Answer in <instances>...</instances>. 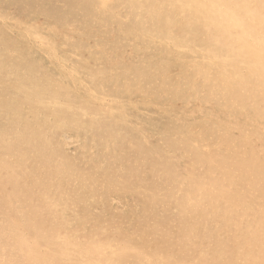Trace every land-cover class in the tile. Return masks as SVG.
<instances>
[{"label": "rangeland", "instance_id": "1", "mask_svg": "<svg viewBox=\"0 0 264 264\" xmlns=\"http://www.w3.org/2000/svg\"><path fill=\"white\" fill-rule=\"evenodd\" d=\"M108 1L111 2V4L107 3ZM134 3V0H0V18H4L6 20L5 24H0V259H2L0 260V264H145L146 262V264H180L178 260L179 257L177 258V254L181 253L184 250L183 247L186 246L185 242L187 244H192L194 255H189L186 257V259L183 256L182 260H184L185 262H191V264H197V260L202 262V264H206V262L207 264H215V262L216 264H245L242 260H245L248 252L255 254V260H252L254 262L252 264H264V247H259V244L261 245V243L264 245V220H262V217L264 216V207H261V204H263L262 200L258 199L259 203L253 205L247 204L245 202H238L237 200L235 201L232 196H230L231 194L227 196V192L230 191L229 187V190L225 192H221V188H227V186L229 185L231 188L232 185L229 184L230 182H225L219 170L208 166L203 161V158H205V155H208V153L211 154L215 152L220 153V155H222L223 157L224 155L228 156V146H225V143H221L220 147H214L215 150L214 148H212L219 138V131L225 128L234 131H232L234 134L232 135L234 148H232L233 150L229 154V157L233 156L234 153L244 152L245 155L253 157V159H259V153H261L260 150H262V147L264 146H262L258 133L249 128L250 120L253 115H251V111L249 112L244 109L241 110V108L235 103H228V105L219 104L216 99L217 96H215L216 94H214V90L212 89L213 85L217 83L216 81H219V78L213 73L214 69L210 68L211 64L209 63H211V59L205 55L206 53L202 52V48L194 45V42L190 41V38H183L184 44L182 43L181 48L175 51V49L177 48L174 47V43L177 42L178 39L176 37H173L172 35L170 36L171 32L167 28H153L155 26L148 21V12L144 13L142 11V9H144V6L146 5L145 2L139 3L140 6ZM85 10L86 12H84ZM100 10L102 14L100 13ZM146 14L148 17L146 16ZM92 15H95L96 17ZM120 20L122 22H120ZM87 22L90 23L88 24ZM90 24L93 25V27ZM149 24L150 27H148ZM140 25L142 27L144 26V28L140 27ZM145 27H147L148 29ZM112 29L113 32H111ZM84 33H86L87 35H85ZM29 35L35 39V44H32V42L28 41L26 36ZM120 37L122 39H120ZM172 38L176 39L174 40ZM110 43L111 45H109ZM84 44L87 45L85 46ZM76 45L78 47H76ZM147 45H149L150 47ZM45 46L47 48L50 47L49 49L53 52V57H55V60H57L56 62L53 61V59L49 58L46 53H44V49L46 48ZM103 46H105V48H103ZM163 46L165 48H162ZM131 48L133 51L130 50ZM107 49L110 51H108ZM141 50H143V52ZM166 50L167 53H165ZM169 51H171L170 54H168ZM191 51L195 54L190 53ZM54 53H56L57 55ZM128 53L130 55H128ZM160 53L162 55H160ZM178 56L183 57L179 59ZM154 57L155 59H153ZM148 58L151 60H149ZM147 63L150 65H147ZM186 64L191 66H189L191 70L193 69V74L191 76L193 78V85L189 88L185 84V79H187L185 78V74L180 73L181 68L185 67ZM90 65L93 66L94 69ZM133 67L137 69L134 70ZM108 68L110 70H108ZM95 72L98 74V77ZM176 74L177 76L173 77ZM71 75H73L77 79L76 84L71 82ZM86 76L88 77V79ZM212 78H215V80H211ZM103 79H106V81H104ZM113 79L116 80L114 81ZM117 79H119L120 83ZM173 84H175V86ZM207 85L208 87L205 88V86ZM170 86H172L171 88L173 89H171ZM107 89H109L110 91ZM118 89L120 90L118 91ZM88 90H90V92ZM97 90L101 91V93ZM82 92L84 96L83 94H81ZM112 94L114 96H112ZM120 97L122 98L120 99ZM181 98L184 101H182ZM104 99L105 101H103ZM188 103H190L191 105ZM188 105L190 106L188 107ZM111 113L114 114V116ZM62 118H64L65 120H62ZM185 118H187V121L185 120ZM194 122L195 125H193ZM26 124L28 126H26ZM111 124L113 126H111ZM226 125L229 126L227 127ZM214 127H216V130H214ZM18 129L20 131H18ZM69 129L70 131H72L71 133ZM128 129L129 131H131L129 132ZM88 130H92V132ZM159 131H162V133H159ZM188 132L191 133L189 134ZM15 133L17 134V136L15 135ZM133 133H135V135ZM193 133H196L198 136L196 134L195 136H193ZM100 134L102 135L100 136ZM183 134L185 136H183ZM239 136L241 138H238ZM17 137L19 139H16ZM48 137L51 138V140ZM175 138L178 141L175 140ZM163 139H165L166 141ZM201 139H203V141ZM49 140L52 142H50ZM126 140L129 142H127ZM31 141L32 143H30ZM119 141L121 142V144ZM191 142L194 145L190 146ZM36 143L38 144V146ZM168 144H170V146ZM20 146H22V149L20 148ZM13 147L15 148L13 149ZM115 147L117 148V150L119 149L118 152ZM32 148L33 150H31ZM140 148L143 152L145 151L146 153H142L139 150ZM148 149L150 151L149 153H147ZM194 149L197 152L194 151ZM224 150H227V153H225ZM200 151L202 152V154H200ZM43 152L46 154V157ZM62 152L64 156L61 154ZM132 152L135 153L136 156H134ZM141 153L144 155H142ZM58 154L61 155L59 156ZM192 154L194 155L192 156ZM138 155L139 161L137 159ZM27 156L30 159H28ZM131 156L134 157L132 158ZM163 156L165 157L163 158ZM59 158H61L62 160L60 159L59 161ZM157 158L161 163L158 160H155ZM194 160L196 161V163ZM61 161L63 162V164H61ZM145 161L148 162L146 163ZM168 161H170V163ZM18 162L19 164H17ZM29 162L31 163L29 164ZM40 162L42 163V165H40ZM152 162L153 165H151ZM50 163L52 164V166H54L52 167ZM263 163L264 161H262L259 164L260 166L258 165L257 168L255 166L256 169L254 170L256 171V178L252 181L251 184H245L244 180L246 176L241 174L237 179L234 180V186H241L243 188L242 192L247 191L250 195L257 194L259 195V198L262 196L264 197ZM2 164L4 165L2 166ZM166 165L169 168H167ZM251 165L254 166L253 164ZM30 166L32 167L30 168ZM252 166L250 167V169L253 168ZM3 167L4 169H2ZM170 167L174 168L171 169ZM5 168L8 169L6 170ZM208 168L211 169L209 170ZM19 169L21 172L19 171ZM58 169L59 171L57 172ZM123 169L125 171H123ZM163 169L165 170V172ZM204 169L206 170V173ZM96 171L100 172L101 174ZM30 173L32 174V176ZM50 173L52 176H49ZM9 175L13 177H9ZM54 175L57 177H55ZM62 175L65 176L63 177ZM122 175H125V178L124 176L122 177ZM6 176L9 177V180L7 179L6 181H4V178ZM19 176L21 177V179ZM24 176L27 177L25 178ZM30 176L32 178L34 177L33 180ZM95 176L97 177L95 178ZM82 177H84V179ZM90 177L91 179H89ZM189 178H192L193 180H190ZM39 179L41 180L39 181ZM82 180L83 182L81 183ZM139 180L142 182H145V180H147V182H145V184L140 182ZM63 181L69 182H64L66 185L65 186ZM240 183H242L243 186L240 185ZM169 184L171 185V187ZM196 184H200L199 187ZM47 185L49 186L47 187ZM183 186H187V189ZM87 190H90V192H88ZM96 190H98L99 192ZM68 191L70 193H68ZM180 192L182 193L180 194ZM208 194L210 195V197ZM172 196L175 199H179L175 200L171 198ZM182 197H184V199ZM195 200L198 202H196ZM1 205L5 208H3ZM142 207H145L146 209L144 208L143 210L141 209ZM170 207L171 211L169 210ZM188 208H190L189 211ZM200 209H202V211ZM179 210L181 212H179ZM104 212L106 213L104 214ZM165 212L168 213L167 216ZM133 214H136L137 216ZM2 215H4L6 219L3 218ZM97 216L98 218H94ZM175 218H177L178 220ZM226 222L228 223V225ZM191 224L195 226H192ZM82 225L85 229L82 227ZM121 228H123V230ZM212 229L213 233L211 232ZM197 230L199 232H197ZM9 232L13 235H9ZM126 234L129 235V237H127ZM15 235L17 236V238ZM49 235H53L55 239L52 236L50 237ZM209 240H211V244L207 246L206 242L209 243ZM27 241H29L30 243ZM158 241L160 242L158 243ZM45 243L47 246L45 245ZM220 244H225L226 247L225 249L221 247L223 252H221L220 256H216L214 255L215 252L211 250L212 248L216 249ZM150 246L152 247L150 248ZM254 246L255 248H252ZM195 247L196 249H194ZM157 248L159 249V251H157ZM145 252H147V254ZM200 252H205V257H200ZM209 252L212 254H210ZM40 253L42 254V256ZM134 253H136V255ZM208 253L211 257L216 258L214 260L215 262L206 258V255ZM119 255H121L123 258L121 259V256ZM43 256L47 258L49 257L50 259H45ZM162 256H165L166 260L165 257L161 259ZM43 259L45 260V262ZM25 260L27 261L25 262ZM115 260H118V262ZM119 261L122 263H120ZM226 261L227 263H225Z\"/></svg>", "mask_w": 264, "mask_h": 264}, {"label": "bare ground", "instance_id": "2", "mask_svg": "<svg viewBox=\"0 0 264 264\" xmlns=\"http://www.w3.org/2000/svg\"><path fill=\"white\" fill-rule=\"evenodd\" d=\"M37 1V0H36ZM85 1V0H84ZM134 4H136V5H138V6H140L139 5V3H142V2H145L146 3V5L144 6V9H142V11L144 12V13H147L148 15H149V17L147 16V14H146V16L148 17V21L152 24V25H154L155 27H153V28H157L158 27V29H160V28H167V29H169L170 30V32H171V34H170V36L172 35L173 37H176L177 39H178V41L177 42H175L174 43V47L175 48H177V49H175V51L176 50H178V49H180L181 48V45H182V43L184 42V39L183 38H190V41H192V42H194V45H196V46H198V47H201L202 48V52H204V53H206L205 55L208 57V58H210L211 59V63H209V64H211L210 65V68L211 69H214V71H213V73L219 78V81H216L217 83L215 84V85H213V87H212V89L214 90V94H216L215 96H217L216 97V99H217V102L219 103V104H223V105H228V103H235L236 105H238L240 108H241V110L242 109H244V110H247V111H251V115H253V117H251V120H250V124H249V128L250 129H252L253 131H255V132H257L258 133V136L260 137V141H261V143H262V146H264V0H134ZM107 3H110L111 4V2H107ZM115 3V2H114ZM93 4V3H92ZM96 4V3H95ZM113 5V4H112ZM116 5V4H115ZM128 5V4H127ZM97 6V5H96ZM100 6V5H99ZM67 7H68V5H67ZM92 7H94V6H92ZM102 7V6H101ZM137 7V6H136ZM72 8V7H71ZM135 8V7H134ZM107 9H108V7H107ZM93 10V9H92ZM99 10V9H98ZM104 10V9H103ZM105 11V10H104ZM109 11V10H108ZM135 11V10H134ZM84 12H86V10L84 11ZM107 12V11H106ZM80 13V12H79ZM92 13V12H91ZM100 13H101V10H100ZM143 13V14H144ZM81 14V13H80ZM102 14V13H101ZM83 15H84V13H83ZM90 15V14H89ZM95 15H96V13H95ZM95 15H92V16H95ZM110 15V14H109ZM112 16H113V14H112ZM145 16V17H146ZM89 17V16H88ZM91 17V16H90ZM96 17V16H95ZM105 17V16H104ZM146 17V18H147ZM82 18H83V16H82ZM81 18V19H82ZM87 18V17H86ZM108 18V17H107ZM106 18V19H107ZM112 18V17H111ZM114 18V17H113ZM97 19V18H96ZM103 19V18H102ZM89 20V19H88ZM114 20V19H113ZM119 20V19H118ZM85 21V20H84ZM99 21V20H98ZM103 21V20H102ZM5 22H6V20L4 19V18H0V24H5ZM109 22V21H108ZM120 22H122L121 20H120ZM119 22V23H120ZM148 22V23H149ZM88 23V22H87ZM86 23V24H87ZM90 23V22H89ZM88 23V24H89ZM118 23V24H119ZM124 23V22H123ZM68 24V23H67ZM66 24V25H67ZM70 24V23H69ZM80 24H81V22H80ZM85 24V25H86ZM87 24V25H88ZM99 24V23H98ZM112 24V23H111ZM125 24V23H124ZM86 25V26H87ZM91 25V24H90ZM109 25V24H108ZM147 25V24H146ZM29 26V25H28ZM85 26V27H86ZM92 27H93V25H91ZM90 26V27H91ZM95 26V25H94ZM106 26V25H105ZM96 27V26H95ZM94 27V28H95ZM107 27V26H106ZM111 27V26H110ZM118 27V26H117ZM140 27H142L141 25H140ZM148 27H150V24H149V26ZM87 28V27H86ZM97 28H98V26H97ZM112 28V27H111ZM142 28H144V26L142 27ZM145 28H147V27H145ZM151 28H152V26H151ZM25 29V28H24ZM84 29V28H83ZM92 29V28H91ZM106 29V28H105ZM117 29H119V28H117ZM148 29V28H147ZM13 30H15V29H13ZM107 30H108V28H107ZM144 30V29H143ZM86 31V30H85ZM102 32V31H101ZM111 32H113V29H112V31ZM115 32V31H114ZM15 33V32H14ZM105 33V32H104ZM103 33V34H104ZM116 33V32H115ZM127 33V32H126ZM132 33V32H131ZM157 33V32H156ZM85 35H87L86 33H84ZM83 34V35H84ZM109 34V33H108ZM133 34V33H132ZM74 35V34H73ZM80 35V34H79ZM105 35H107V34H105ZM123 35H124V33H123ZM152 35V34H151ZM158 35H160V34H158ZM126 36H128V35H126ZM150 37V36H149ZM159 37V36H158ZM162 37V36H161ZM26 38L28 39V41H30V42H32V44H35L36 43V41H35V39L32 37V36H26ZM114 38H115V35H114ZM157 38V37H156ZM160 38V37H159ZM175 38V39H176ZM108 39V38H107ZM120 39H122L121 37H120ZM163 39V38H162ZM172 39H174V38H172ZM174 39V40H175ZM102 40V39H101ZM143 40V39H142ZM146 40H148V39H146ZM145 40V41H146ZM156 40V39H155ZM170 40V39H169ZM135 41V40H134ZM167 41V40H166ZM97 42H98V40H97ZM102 42V41H101ZM105 42V41H104ZM103 42V43H104ZM114 42V41H113ZM144 42V41H143ZM191 42V43H192ZM87 43V42H86ZM107 43V42H106ZM109 43V42H108ZM136 43V42H135ZM138 43V42H137ZM142 43V42H141ZM145 43V42H144ZM147 43V42H146ZM102 44V43H101ZM121 44H123V43H121ZM125 44V43H124ZM151 44V43H150ZM184 44V43H183ZM85 45V44H84ZM87 45V44H86ZM85 45V46H86ZM109 45H111V43L109 44ZM144 45V44H143ZM169 45V44H168ZM185 45H186V43H185ZM49 46V45H48ZM82 46V45H81ZM106 46V45H105ZM105 46H103V48H105ZM136 46H137V44H136ZM147 46H149V45H147ZM162 46V45H161ZM188 46V45H187ZM46 47V46H45ZM44 47V48H45ZM76 47H78L77 45H76ZM118 47H119V45H118ZM122 47V46H121ZM140 47V46H139ZM150 47V46H149ZM148 47V48H149ZM170 47V46H169ZM47 48V47H46ZM44 49V53H46V55L49 57V58H51V59H53V61H57V60H55V57H53V52L49 49V48H47V49ZM113 48V47H112ZM128 48V47H127ZM135 48V47H134ZM152 48V47H151ZM157 48V47H156ZM162 48H165L164 46L162 47ZM136 49V48H135ZM138 49V48H137ZM153 49V48H152ZM158 49V48H157ZM166 49H168V48H166ZM108 50V49H107ZM113 50V49H112ZM120 50V49H119ZM131 51H133L132 50V48L130 49ZM156 50V49H155ZM159 50V49H158ZM157 50V51H158ZM108 51H110V50H108ZM114 51V50H113ZM142 52H143V50H141ZM183 51V50H182ZM186 51V50H185ZM190 51V50H189ZM116 52H117V50H116ZM145 52V51H144ZM156 52V51H155ZM159 52V51H158ZM170 52L171 51H169L168 52V54H170ZM200 52V51H199ZM201 52V53H202ZM57 53V52H56ZM56 53H54V54H56ZM105 53H108V52H105ZM114 53V52H113ZM165 53H167V50H166V52ZM189 53V52H188ZM190 53H192V51L190 52ZM74 54V53H73ZM125 54V53H124ZM133 54V53H132ZM132 54H131V57H132ZM192 54H195V53H192ZM57 55V54H56ZM99 55H101V54H99ZM112 55V54H111ZM110 55V56H111ZM118 55V54H117ZM128 55H130L129 53H128ZM159 55V54H158ZM160 55H162L161 53H160ZM102 56H103V54H102ZM109 56V57H110ZM136 56V55H135ZM165 56V55H164ZM202 56V55H201ZM58 57V56H57ZM112 57V56H111ZM126 57V56H125ZM169 57V56H168ZM179 57V56H178ZM181 57H183V56H181ZM181 57H179V59L181 58ZM63 58V57H62ZM93 58V57H92ZM98 58V57H97ZM96 58V59H97ZM101 58V57H100ZM99 58V59H100ZM143 58V57H142ZM151 58V57H150ZM177 58V57H176ZM99 59H98V62H99ZM108 59V58H107ZM117 59V58H116ZM128 59V58H127ZM149 59V58H148ZM153 59H155V57L153 58ZM95 60V59H94ZM111 60V59H110ZM120 60V59H119ZM149 60H151V59H149ZM176 60V59H175ZM209 60V59H208ZM88 61H89V59H88ZM54 62V63H55ZM109 62V61H108ZM111 62V61H110ZM125 62V61H124ZM166 62V61H165ZM115 63V62H114ZM138 63V62H137ZM171 63V62H170ZM173 63V62H172ZM179 63V62H178ZM194 63V62H193ZM204 63V62H203ZM208 63V62H207ZM103 64V63H102ZM101 64V65H102ZM122 64H124V63H122ZM163 64V63H162ZM166 64V63H165ZM175 64V63H174ZM183 64V63H182ZM65 65V64H64ZM136 65H138V64H136ZM140 65V64H139ZM144 65V64H143ZM147 65H150V64H148L147 63ZM171 65V64H170ZM180 65V64H179ZM207 65V64H206ZM85 66V65H84ZM91 66V65H90ZM123 66V65H122ZM159 66V65H158ZM169 66V65H168ZM173 66H175V65H173ZM178 66V65H177ZM183 66V65H182ZM190 65H185V67H182L181 68V71H180V73H183V74H185V78H187V79H185L186 81H185V84H186V86L189 88V87H192V70H191V66L189 67ZM205 66V65H204ZM86 67V66H85ZM92 68H93V66H91ZM102 67H105V66H102ZM149 67V66H148ZM172 67V66H171ZM189 67V68H188ZM134 68V67H133ZM147 68V67H146ZM151 68V67H150ZM175 68V67H174ZM173 68V69H174ZM206 68H207V66H206ZM91 69V68H90ZM94 69V68H93ZM97 69H98V67H97ZM107 69V68H106ZM113 69V68H112ZM130 69V68H129ZM132 69V68H131ZM137 68H134V70H136ZM152 69V68H151ZM171 69V68H170ZM209 69V68H208ZM95 70H96V68H95ZM108 70H110L109 68H108ZM133 70V71H134ZM141 70V69H140ZM142 70H143V68H142ZM172 70V69H171ZM98 71V70H97ZM96 71V72H97ZM102 71V70H101ZM157 71V70H156ZM95 72V73H96ZM121 72V71H120ZM169 72V71H168ZM198 72V71H197ZM206 72V71H205ZM106 73V72H105ZM104 73V74H105ZM131 73V72H130ZM141 73V72H140ZM208 73V72H207ZM206 73V74H207ZM97 74V73H96ZM115 74V73H114ZM135 74V73H134ZM202 74V73H201ZM200 74V75H201ZM85 75V74H84ZM87 75V74H86ZM101 75V74H100ZM152 75V74H151ZM163 75V74H162ZM179 75H181V74H179ZM204 75H205V73H204ZM209 75V74H208ZM207 75V76H208ZM214 75V76H215ZM89 76V75H88ZM94 76V75H93ZM92 76V77H93ZM110 76V75H109ZM115 76V75H114ZM153 76V75H152ZM155 76V75H154ZM171 76V75H170ZM177 76V74L176 75H174L173 77H176ZM196 76V75H195ZM210 76H211V74H210ZM87 77V76H86ZM97 77H98V74H97ZM108 77V76H107ZM131 77V76H130ZM156 77V76H155ZM172 77V76H171ZM179 77V76H178ZM183 77V76H182ZM71 82H73L74 84H76V82H77V79L73 76V75H71ZM103 78V77H102ZM170 78V77H169ZM200 78V77H199ZM202 78V77H201ZM208 78V77H207ZM80 79H82V78H80ZM87 79H88V77H87ZM156 79V78H155ZM163 79V78H162ZM167 79V78H166ZM215 80V78H212L211 80ZM217 79V78H216ZM79 80V79H78ZM104 80V79H103ZM114 80V79H113ZM116 80V79H115ZM114 80V81H115ZM118 80V82H119V79H117ZM183 80V79H182ZM102 81V80H101ZM104 81H106V79L104 80ZM109 81H112V80H109ZM108 81V82H109ZM149 81H150V79H149ZM184 81V80H183ZM93 82V81H92ZM179 82V81H178ZM203 82V81H202ZM89 83V82H88ZM101 83V82H100ZM111 83V82H110ZM120 83V82H119ZM142 83V82H141ZM200 83V82H199ZM98 84V83H97ZM115 84H117V83H115ZM125 84V83H124ZM176 84V83H175ZM175 84H173L174 86H175ZM184 84V83H183ZM205 84V83H204ZM211 84V83H210ZM110 85V84H109ZM108 85V86H109ZM178 85V84H177ZM182 85V84H181ZM202 85V84H201ZM212 85V84H211ZM88 86V85H87ZM92 86V85H91ZM162 86V85H161ZM97 87H98V85H97ZM106 87V86H105ZM172 86H170V88H171ZM200 87V86H199ZM206 87H208V85L207 86H205V88ZM76 88V87H75ZM100 88V87H99ZM117 88V87H116ZM164 88V87H163ZM198 88V87H197ZM86 89V88H85ZM96 89V88H95ZM94 89V90H95ZM111 89H112V87H111ZM128 89V88H127ZM171 89H173V88H171ZM181 89V88H180ZM105 90V89H104ZM107 90H109V89H107ZM120 89H118V91H119ZM203 90V89H202ZM82 91V90H81ZM89 92H90V90H88ZM98 91V90H97ZM106 91V90H105ZM110 91V90H109ZM116 91V90H115ZM115 91H114V93H115ZM162 91V90H161ZM77 92H79V91H77ZM95 92V91H94ZM98 92H100L101 93V91H98ZM97 92V93H98ZM108 92V91H107ZM134 92V91H133ZM183 92V91H182ZM201 92H203V91H201ZM103 93V92H102ZM179 93V92H178ZM54 94V93H53ZM80 94V93H79ZM81 94H83V92L81 93ZM108 94V93H107ZM125 94V93H124ZM128 94V93H127ZM136 94V93H135ZM177 94V93H176ZM201 94V93H200ZM212 94V93H211ZM104 95V94H103ZM116 95H118V94H116ZM186 95V94H185ZM194 95V94H193ZM83 96H84V94H83ZM96 96V95H95ZM112 96H114L113 94H112ZM119 96H120V94H119ZM151 96V95H150ZM202 96V95H201ZM71 97V96H70ZM101 97V96H100ZM162 97H163V94H162ZM166 97V96H165ZM86 98V97H85ZM119 98V97H118ZM122 97H120V99H121ZM183 98H185V97H183ZM195 98V97H194ZM201 98V97H200ZM98 100V99H97ZM102 100V99H101ZM144 100H145V98H144ZM173 100H174V98H173ZM180 100V99H179ZM181 100H182V98H181ZM103 101H105V99L103 100ZM102 101V102H103ZM110 101V100H109ZM118 101V100H117ZM123 101H124V99H123ZM127 101H128V99H127ZM182 101H184V100H182ZM189 101V100H188ZM195 101V100H194ZM193 101V102H194ZM200 101V100H199ZM148 102V101H147ZM191 102V101H190ZM202 102V101H201ZM208 102V101H207ZM100 103V102H99ZM111 103H112V101H111ZM115 103V102H114ZM203 103V102H202ZM205 103V102H204ZM103 104V103H102ZM151 104V103H150ZM157 104V103H156ZM165 104H167V103H165ZM172 104H174V103H172ZM178 104V103H177ZM185 104V103H184ZM188 104H190V103H188ZM209 104V103H208ZM70 105V104H69ZM163 105H164V103H163ZM169 105V104H168ZM191 105V104H190ZM190 105H188V107L190 106ZM199 105V104H198ZM206 105V104H205ZM185 106H187V105H185ZM196 106V105H195ZM195 106H194V108H195ZM212 106V105H211ZM128 107V106H127ZM224 107V106H223ZM119 108V107H118ZM130 108V107H129ZM251 108H252V110H251ZM24 109V108H23ZM163 109V108H162ZM189 109H191V108H189ZM200 109V108H199ZM213 109V108H212ZM226 109V108H225ZM127 110V109H126ZM168 110H170V109H168ZM193 110V109H192ZM211 110V109H210ZM223 110V109H222ZM228 110V109H227ZM173 111V110H172ZM226 111V110H225ZM236 111V110H235ZM234 111V112H235ZM247 111H245V112H247ZM191 112V111H190ZM197 112V111H196ZM206 112V111H205ZM232 112V111H231ZM173 113V112H172ZM188 113V112H187ZM193 113V112H192ZM198 113V112H197ZM239 113V112H238ZM243 113V112H242ZM242 113H241V115H242ZM31 114V113H30ZM112 114V113H111ZM205 114V113H204ZM207 114H208V112H207ZM108 115V114H107ZM113 116H114V114H112ZM234 115V114H233ZM239 115V114H238ZM247 115H248V113H247ZM171 116V115H170ZM38 117V116H37ZM65 117V116H64ZM174 117H176V116H174ZM242 117V116H241ZM67 118V117H66ZM76 118V117H75ZM183 118V117H182ZM187 118H185V120H186ZM62 120H65L64 118H62ZM67 120V119H66ZM110 120V119H109ZM115 120V119H114ZM101 121H102V119H101ZM125 121V120H124ZM187 121V120H186ZM196 121V120H195ZM216 121V120H215ZM236 121V120H235ZM246 121V120H245ZM40 122V121H39ZM65 122V121H64ZM77 122V121H76ZM83 122V121H82ZM113 122V121H112ZM111 122V123H112ZM128 122V121H127ZM169 122H171V121H169ZM168 122V123H169ZM173 122V121H172ZM180 122H181V120H180ZM202 122V121H201ZM210 122V121H209ZM221 122V121H220ZM223 122H224V120H223ZM66 123V122H65ZM94 123V122H93ZM100 123H102V122H100ZM130 123V122H129ZM207 123V122H206ZM244 123V122H243ZM164 124V123H163ZM174 124V123H173ZM199 124V123H198ZM227 124V123H226ZM119 125V124H118ZM117 125V126H118ZM121 125V124H120ZM158 125V124H157ZM168 125V124H167ZM166 125V126H167ZM175 125V124H174ZM187 125V124H186ZM193 125H195V122H194V124ZM200 125H202V124H200ZM246 125V124H245ZM24 126V125H23ZM26 126H28L27 124H26ZM61 126V125H60ZM100 126H102V125H100ZM111 126H113L112 124H111ZM115 126V125H114ZM160 126V125H159ZM220 126V125H219ZM227 126V125H226ZM229 126V125H228ZM227 126V127H228ZM236 126V125H235ZM22 127V126H21ZM53 127V126H52ZM71 127H73V126H71ZM121 127V126H120ZM162 127V126H161ZM169 127V126H168ZM173 127V126H172ZM171 127V128H172ZM175 127V126H174ZM185 127V126H184ZM197 127V126H196ZM3 128V127H2ZM41 128V127H40ZM54 128H56V127H54ZM78 128V127H77ZM84 128V127H83ZM86 128V127H85ZM91 128H93V127H91ZM95 128V127H94ZM101 128V127H100ZM181 128V127H180ZM193 128V127H192ZM232 128V127H231ZM50 129V128H49ZM62 129V128H61ZM68 129V128H67ZM79 129V128H78ZM96 129V128H95ZM113 129V128H112ZM116 129V128H115ZM125 129V128H124ZM127 129V128H126ZM164 129V128H163ZM174 129V128H173ZM176 129V128H175ZM182 129V128H181ZM188 129V128H187ZM210 129V128H209ZM238 129V128H237ZM244 129V128H243ZM242 129V130H243ZM27 130V129H26ZM44 130H46V129H44ZM63 130V129H62ZM121 130H123V129H121ZM137 130H139V129H137ZM165 130H168V129H165ZM204 130V129H203ZM214 130H216V127H214ZM2 131V130H1ZM10 131H11V129H10ZM18 131H20L19 129H18ZM49 131V130H48ZM69 131H70V129H69ZM88 131H90V130H88ZM109 131V130H108ZM116 131V130H115ZM118 131V130H117ZM128 131H129V129H128ZM128 131H127V133H128ZM131 131V130H130ZM129 131V132H130ZM142 131H144V130H142ZM181 131V130H180ZM205 131H206V129H205ZM233 131V130H232ZM231 130H229V129H227V128H225V129H223V130H220L219 131V134H218V140L215 142V144H214V146L212 147V148H214V147H217V146H221V143H225L224 145L225 146H228L227 147V149H228V156H225L224 155V157L222 156V155H220V153H208V155H205V158H203L204 160V162L208 165V166H210V167H213L214 169H216V170H219V172L221 173V175L223 176V179L225 180V182H227V183H229V184H231L232 185V187L230 188V185L229 186H227V188H221V192H225V191H228L229 189H230V191L229 192H227V196H229L230 194V196H232V198L236 201H238V202H245V203H247V204H253V205H255V204H257V203H259V201H258V199H261L262 200V203L263 204H261V207L263 208L264 207V197L262 196V197H260L259 198V195H257V194H253V195H250V194H248V192L247 191H244V192H242V190H243V188L241 187V186H234V180L235 179H237L238 178V176H240L241 174H243V175H245L246 177H245V184H251L252 183V181L256 178L255 177V174H256V171L254 170V169H256L257 168V166L262 162V161H264V147H262V150H260V152L261 153H259V155H260V157H259V159H257V158H255V159H253V157H250V156H248V155H245L244 154V152H241V153H234L233 154V156H230L229 157V154L232 152V148H234V142H232V135H234L233 134V132H232ZM246 131V130H245ZM25 132V131H24ZM28 132H29V130H28ZM36 132V131H35ZM44 132V131H43ZM58 132V131H57ZM72 131H70V133H71ZM90 132H92V130L90 131ZM101 132H103V131H101ZM110 132V131H109ZM109 132H106V133H109ZM183 132V131H182ZM202 132V131H201ZM7 133V132H6ZM9 133V132H8ZM38 133V132H37ZM36 133V134H37ZM48 133V132H47ZM62 133V132H61ZM80 133V132H79ZM96 133V132H95ZM126 133V134H127ZM138 133V132H137ZM159 133H162V131H159ZM164 133H166V132H164ZM176 133V132H175ZM189 133V132H188ZM191 133V132H190ZM189 133V134H190ZM211 133H213V132H211ZM14 134V133H13ZM40 134V133H39ZM91 134V133H90ZM98 134V133H97ZM104 134V133H103ZM125 134V133H124ZM134 135H135V133H133ZM140 134V133H139ZM194 134V133H193ZM196 134V133H195ZM195 134L193 135V136H195ZM251 134V133H250ZM249 134V135H250ZM12 135V134H11ZM15 135L17 136V134L15 133ZM23 135H25V134H23ZM38 135V134H37ZM36 135V136H37ZM63 135H64V133H63ZM67 135V134H66ZM78 135V134H77ZM88 135V134H87ZM102 134H100V136H101ZM105 135V134H104ZM123 135V134H122ZM197 135V134H196ZM199 135H201V134H199ZM205 135V134H204ZM210 135V134H209ZM243 135V134H242ZM13 136V135H12ZM19 136V135H18ZM56 136V135H55ZM59 136V135H58ZM68 136V135H67ZM115 136H117V135H115ZM183 136H185L184 134H183ZM198 136V135H197ZM257 136V137H258ZM2 137V136H1ZM42 137H44V136H42ZM50 137H52V136H50ZM88 137V136H87ZM95 137V136H94ZM123 137H124V135H123ZM127 137V136H126ZM129 137V136H128ZM131 137V136H130ZM132 137H133V135H132ZM136 137H138V136H136ZM5 138H6V136H5ZM26 138V137H25ZM29 138V137H28ZM47 138V137H46ZM49 138V137H48ZM63 138V137H62ZM84 138V137H83ZM99 138V137H98ZM104 138V137H103ZM119 138V137H118ZM121 138V137H120ZM125 138V137H124ZM162 138V137H161ZM160 138V139H161ZM185 138H187V137H185ZM184 138V139H185ZM203 138V137H202ZM238 138H241L240 136L238 137ZM13 139V138H12ZM16 139H19L18 137L16 138ZM33 139H35V138H33ZM50 140H51V138H49ZM66 139V138H65ZM82 139V138H81ZM102 139V138H101ZM195 139V138H194ZM198 139V138H197ZM211 139H212V137H211ZM214 139V138H213ZM5 140V139H4ZM30 140V139H29ZM32 140V139H31ZM38 140V139H37ZM44 140V139H43ZM49 140V141H50ZM70 140V139H69ZM107 140V139H106ZM113 140V139H112ZM117 140V139H116ZM125 140V139H124ZM140 140V139H139ZM162 140V139H161ZM163 140H165V139H163ZM168 140V139H167ZM171 140V139H170ZM174 140V139H173ZM172 140V141H173ZM175 140H177L176 138H175ZM174 140V141H175ZM180 140V139H179ZM202 141H203V139H201ZM206 140V139H205ZM240 140V139H239ZM23 141V140H22ZM56 141V140H55ZM55 141H54V143H55ZM59 141V140H58ZM79 141V140H78ZM110 141H111V139H110ZM121 141V140H120ZM119 141V142H120ZM127 141V140H126ZM132 141H133V139H132ZM137 141V140H136ZM135 141V142H136ZM149 141V140H148ZM166 141V140H165ZM169 141V140H168ZM178 141V140H177ZM181 141V140H180ZM191 141V140H190ZM244 141V140H243ZM246 141H247V138H246ZM20 142V141H19ZM36 142V141H35ZM40 142V141H39ZM50 142H52V141H50ZM82 142V141H81ZM89 142V141H88ZM108 142V141H107ZM127 142H129V141H127ZM139 142V141H138ZM164 142V141H163ZM187 142V141H186ZM189 142V141H188ZM201 142V141H200ZM242 142V141H241ZM255 142H257V141H255ZM27 143H28V141H27ZM26 143V144H27ZM30 143H32V141L30 142ZM41 143V142H40ZM57 143V142H56ZM83 143V142H82ZM105 143V142H104ZM116 143H117V141H116ZM124 143V142H123ZM126 143V142H125ZM137 143V142H136ZM145 143V142H144ZM169 143V142H168ZM196 143V142H195ZM206 143V142H205ZM247 143V142H246ZM25 144V143H24ZM37 144V143H36ZM45 144H46V142H45ZM52 144V143H51ZM86 144V143H85ZM95 144V143H94ZM103 144V143H102ZM119 144V143H118ZM120 144H121V142H120ZM141 144V143H140ZM148 144V143H147ZM147 144H143V145H147ZM175 144V143H174ZM178 144V143H177ZM183 144H184V142H183ZM186 144V143H185ZM219 144V145H218ZM244 144V143H243ZM40 145V144H39ZM54 145V144H53ZM78 145V144H77ZM84 145V144H83ZM82 145V146H83ZM114 145V144H113ZM126 145V144H125ZM137 145V144H136ZM142 145V146H143ZM151 145V144H150ZM169 146H170V144H168ZM192 145H194L192 142L190 143V146H192ZM206 145V144H205ZM211 145V144H210ZM213 145V144H212ZM30 146V145H29ZM35 146V145H34ZM37 146H38V144H37ZM60 146V145H59ZM80 146V145H79ZM86 146H88V145H86ZM92 146H94V145H92ZM106 146V145H105ZM139 146V145H138ZM149 146V145H148ZM153 146V145H152ZM175 146V145H174ZM182 146V145H181ZM186 146V145H185ZM188 146V145H187ZM250 146V145H249ZM252 146V145H251ZM18 147V146H17ZM22 146H20V148H21ZM31 147V146H30ZM36 147V146H35ZM140 147V146H139ZM150 147V146H149ZM154 147V146H153ZM177 147V146H176ZM224 147V146H223ZM260 147H261V145H260ZM15 147H13V149H14ZM25 148V147H24ZM42 148V147H41ZM95 148H96V146H95ZM116 148V147H115ZM122 148V147H121ZM127 148V147H126ZM130 148H132V147H130ZM147 148V147H146ZM200 148V147H199ZM211 148V149H212ZM22 149V148H21ZM38 149V148H37ZM44 149V148H43ZM68 149V148H67ZM99 149V148H98ZM134 149V148H133ZM138 149V148H137ZM143 149V148H142ZM155 149V148H154ZM173 149V148H172ZM186 149V148H185ZM191 149V148H190ZM203 149V148H202ZM202 149H201V151H202ZM224 149V148H223ZM261 149V148H260ZM31 150H33V148L31 149ZM36 150V149H35ZM41 150V149H40ZM46 150H47V148H46ZM88 150V149H87ZM97 150V149H96ZM116 150H117V148H116ZM119 150V149H118ZM118 150H117V152H118ZM134 150H136V149H134ZM142 153H144L142 150H141V148L139 149ZM138 150V151H139ZM145 150V149H144ZM153 150V149H152ZM151 150V151H152ZM174 150V149H173ZM179 150V149H178ZM177 150V151H178ZM187 150V149H186ZM192 150V149H191ZM214 150H215V148H214ZM245 150H246V147H245ZM253 150H255V149H253ZM18 151H20V150H18ZM29 151V150H28ZM43 151V150H42ZM62 151V150H61ZM92 151V150H91ZM98 151V150H97ZM115 151V150H114ZM137 151V150H136ZM136 151H134V152H136ZM139 151V152H140ZM175 151V150H174ZM184 151V150H183ZM194 151H196L195 149H194ZM200 151V154H202V152ZM208 151V150H207ZM225 151V150H224ZM225 151V153H227ZM249 151H251V150H249ZM84 152V151H83ZM95 152V151H94ZM93 152V153H94ZM105 152H106V150H105ZM150 151H149V149L147 150V153H149ZM197 152V151H196ZM21 153V152H20ZM29 153V152H28ZM27 153V154H28ZM44 153V152H43ZM56 153V152H55ZM74 153V152H73ZM80 153H81V151H80ZM91 153V152H90ZM110 153V152H109ZM128 153V152H127ZM133 153V152H132ZM138 153V152H137ZM141 153V154H142ZM146 153V152H145ZM157 153V152H156ZM252 153V152H251ZM23 154V153H22ZM26 154V155H27ZM34 154V153H33ZM37 154V153H36ZM39 154V153H38ZM45 154V153H44ZM62 155H63V152L61 153ZM60 154V155H61ZM68 154V153H67ZM75 154V153H74ZM87 154V153H86ZM92 154V153H91ZM113 154V153H112ZM125 154V153H124ZM130 154H131V152H130ZM134 154V156H136V154L135 153H133ZM153 154V153H152ZM154 154H155V152H154ZM183 154V153H182ZM187 154V153H186ZM185 154V155H186ZM223 154V153H222ZM9 155V154H8ZM24 155V154H23ZM30 155V154H29ZM28 155V156H29ZM39 155H41V154H39ZM59 155V154H58ZM59 155V156H60ZM81 155V154H80ZM88 155V154H87ZM94 155V154H93ZM99 155V154H98ZM101 155V154H100ZM110 155V154H109ZM118 155H119V153H118ZM123 155V154H122ZM126 155V154H125ZM142 155H144V154H142ZM147 155V154H146ZM163 155V154H162ZM190 155V154H189ZM194 154H192V156H193ZM27 156V157H28ZM32 156V155H31ZM42 156V155H41ZM52 156V155H51ZM64 156V155H63ZM115 156V155H114ZM133 156V157H134ZM150 156V155H149ZM148 156V157H149ZM187 156V155H186ZM198 156V155H197ZM10 157V156H9ZM21 157V156H20ZM45 157H46V154H45ZM44 157V158H45ZM84 157V156H83ZM83 157H81V158H83ZM101 157V156H100ZM120 157V156H119ZM132 157V156H131ZM132 157V158H133ZM165 156H163V158H164ZM204 157V156H203ZM256 157V156H255ZM33 158V157H32ZM64 158V157H63ZM130 158V157H129ZM128 158V159H129ZM131 158V159H132ZM139 158V155H138V157H137V159ZM168 158V157H167ZM188 158V157H187ZM198 158V157H197ZM28 159H30L29 157H28ZM28 159H27V161H28ZM46 159V158H45ZM44 159V160H45ZM53 159H55V158H53ZM60 159L61 158H59V161H60ZM69 159V158H68ZM67 159V160H68ZM78 159V158H77ZM99 159V158H98ZM107 159H109V158H107ZM118 159H120V158H118ZM153 159V158H152ZM169 159V158H168ZM190 159V158H189ZM192 159V158H191ZM202 159V158H201ZM17 160V159H16ZM32 160V159H31ZM38 160H39V158H38ZM58 160V159H57ZM62 160V159H61ZM85 160V159H84ZM92 160H93V158H92ZM147 160V159H146ZM150 160V159H149ZM155 160H158V158L157 159H155ZM197 160V159H196ZM43 161V160H42ZM83 161V160H82ZM101 161V160H100ZM105 161V160H104ZM115 161V160H114ZM124 161V160H123ZM132 161V160H131ZM138 161H139V159H138ZM137 161V162H138ZM151 161V160H150ZM159 162H160V160H158ZM192 161V160H191ZM195 161V160H194ZM37 162V161H36ZM45 162V161H44ZM62 162V161H61ZM60 162V163H61ZM69 162V161H68ZM72 162V161H71ZM84 162V161H83ZM86 162V161H85ZM99 162V161H98ZM116 162H117V159H116ZM146 163L148 162V161H145ZM155 162V161H154ZM169 163H170V161H168ZM167 162V163H168ZM198 162H199V160H198ZM197 162V163H198ZM249 162H251V163H249ZM14 163V162H13ZM31 162H29V164H30ZM41 163V162H40ZM59 163V162H58ZM94 163V162H93ZM111 163V162H110ZM151 163V162H150ZM161 163V162H160ZM195 163H196V161H195ZM8 164V163H7ZM11 164V163H10ZM17 164H19V162L17 163ZM21 164V163H20ZM26 164V163H25ZM47 164V163H46ZM51 164V163H50ZM61 164H63V162L61 163ZM70 164V163H69ZM108 164V163H107ZM113 164H114V162H113ZM145 164V163H144ZM251 164H253L254 166H252ZM264 164V163H263ZM4 164H2V166H3ZM33 165H34V161H33ZM40 165H42V163L40 164ZM45 165V164H44ZM59 165V164H58ZM90 165V164H89ZM93 165V164H92ZM98 165H99V163H98ZM149 165V164H148ZM151 165H153V162H152V164ZM170 165V164H169ZM172 165V164H171ZM196 165V164H195ZM203 165V164H202ZM201 165V166H202ZM206 165V166H207ZM25 166V165H24ZM51 166H52V164H51ZM54 166V165H53ZM52 166V167H53ZM77 166V165H76ZM75 166V167H76ZM94 166H97V165H94ZM127 166V165H126ZM162 166H164V165H162ZM167 166V165H166ZM173 166V165H172ZM189 166V165H188ZM200 166V167H201ZM253 167L252 169H250V167ZM255 166H256V168H255ZM260 166V165H259ZM7 167V166H6ZM10 167H12V166H10ZM32 166H30V168H31ZM47 167H48V165H47ZM57 167V166H56ZM80 167V166H79ZM108 167V166H107ZM175 167V166H174ZM173 167V168H174ZM20 168V167H19ZM29 168V167H28ZM34 168V167H33ZM42 168V167H41ZM59 168V167H58ZM63 168V167H62ZM73 168V167H72ZM81 168V167H80ZM89 168V167H88ZM102 168H104V167H102ZM135 168V167H134ZM139 168V167H138ZM143 168V167H142ZM145 168V167H144ZM167 168H169L168 166H167ZM167 168H166V170H167ZM171 168V167H170ZM173 168H171V169H173ZM181 168V167H180ZM194 168V167H193ZM2 169H4V167L2 168ZM6 169V168H5ZM8 169V168H7ZM6 169V170H7ZM10 169V168H9ZM21 169V168H20ZM20 169H19V171H20ZM39 169V168H38ZM77 169V168H76ZM90 169H91V167H90ZM110 169V168H109ZM119 169V168H118ZM126 169V168H125ZM128 169V168H127ZM147 169V168H146ZM155 169V168H154ZM209 169V168H208ZM211 169V168H210ZM209 169V170H210ZM51 170V169H50ZM78 170H79V168H78ZM87 170V169H86ZM164 170V169H163ZM196 170V169H195ZM205 170V169H204ZM206 170H207V168H206ZM206 170H205V173H206ZM23 171H25V170H23ZM46 171V170H45ZM59 171V169L57 170V172ZM89 171V170H88ZM92 171V170H91ZM90 171V172H91ZM106 171V170H105ZM123 171H125L124 169H123ZM132 171V170H131ZM130 171V172H131ZM178 171V170H177ZM212 171V170H211ZM1 172V171H0ZM3 172V171H2ZM21 172V171H20ZM31 172V171H30ZM34 172H35V170H34ZM50 172V171H49ZM55 172V171H54ZM79 172V171H78ZM96 172H98V171H96ZM104 172V171H103ZM118 172V171H117ZM152 172V171H151ZM156 172V171H155ZM162 172V171H161ZM164 172H165V170H164ZM167 172V171H166ZM173 172H175V171H173ZM172 172V173H173ZM179 172V171H178ZM193 172V171H192ZM204 172V171H203ZM213 172V171H212ZM6 173V172H5ZM14 173V172H13ZM25 173V172H24ZM37 173V172H36ZM43 173V172H42ZM53 173V172H52ZM61 173H63V172H61ZM71 173V172H70ZM94 173V172H93ZM98 173H100V172H98ZM97 173V174H98ZM120 173V172H119ZM126 173V172H125ZM129 173V172H128ZM132 173V172H131ZM169 173V172H168ZM181 173V172H180ZM186 173H189V172H186ZM210 173V172H209ZM209 173H207V174H209ZM10 174V173H9ZM21 174V173H20ZM26 174V173H25ZM28 174V173H27ZM31 174V173H30ZM38 174V173H37ZM44 174H45V172H44ZM47 174V173H46ZM63 174H65V173H63ZM90 174V173H89ZM95 174V173H94ZM101 174V173H100ZM106 174V173H105ZM215 174V173H214ZM1 175V174H0ZM8 175V174H7ZM39 175V174H38ZM38 175H36V176H38ZM42 175V174H41ZM51 175V173L49 174V176ZM59 175V174H58ZM70 175H72V174H70ZM77 175H78V173H77ZM76 175V176H77ZM80 175H83V174H80ZM115 175V174H114ZM117 175H119V174H117ZM126 175V174H125ZM125 175H122V177L124 176V178H125ZM128 175V174H127ZM154 175V174H153ZM163 175V174H162ZM165 175H166V173H165ZM182 175V174H181ZM180 175V176H181ZM187 175V174H186ZM31 176H32V174H31ZM30 176V177H31ZM44 176H46V175H44ZM52 176V175H51ZM55 176V175H54ZM63 176V175H62ZM65 176V175H64ZM63 176V177H64ZM75 176V177H76ZM91 176V175H90ZM94 176V175H93ZM100 176V175H99ZM129 176V175H128ZM179 176V177H180ZM192 176V175H191ZM194 176V175H193ZM206 176V175H205ZM1 177V176H0ZM9 177H13V176H10L9 175ZM9 177L8 176H6L5 178L4 177H2V178H4V181H6L7 179L9 180ZM17 177V176H16ZM20 177V176H19ZM25 177V176H24ZM27 177V176H26ZM25 177V178H26ZM29 177V178H30ZM40 177V176H39ZM55 177H57V176H55ZM62 177V178H63ZM97 176H95V178H96ZM103 177V176H102ZM116 177V176H115ZM149 177V176H148ZM174 177H175V175H174ZM177 177V176H176ZM182 177V176H181ZM184 177H186V176H184ZM199 177V176H198ZM264 177V176H263ZM34 178V177H33ZM33 178L31 177V179L33 180ZM46 178V177H45ZM49 178V177H48ZM67 178V177H66ZM83 179H84V177H82ZM104 178V177H103ZM111 178V177H110ZM140 178V177H139ZM178 178V177H177ZM176 178V179H177ZM209 178V177H208ZM212 178V177H211ZM17 179V178H16ZM20 179H21V177H20ZM30 179V180H31ZM69 179V178H68ZM70 179H71V177H70ZM80 179H81V177H80ZM80 179H79V181H80ZM89 179H91V177L89 178ZM118 179V178H117ZM123 179V178H122ZM137 179V178H136ZM144 179V178H143ZM146 179V178H145ZM190 179V178H189ZM192 179V178H191ZM190 179V180H191ZM207 179V178H206ZM222 179V180H223ZM35 180V179H34ZM41 179H39V181H40ZM75 180V179H74ZM112 180H113V178H112ZM149 180V179H148ZM179 180V179H178ZM180 180H181V178H180ZM188 180V179H187ZM193 180V179H192ZM203 180V179H202ZM14 181V180H13ZM45 181V180H44ZM51 181V180H50ZM115 181V180H114ZM135 181V180H134ZM140 181V180H139ZM139 181H137V182H139ZM164 181H165V179H164ZM175 181V180H174ZM182 181H183V179H182ZM0 182H1V180H0ZM31 182H33V181H31ZM36 182H38V181H36ZM62 182V181H61ZM65 181H63V183H64ZM66 182H69V181H66ZM65 182V183H66ZM83 182V180L81 181V183ZM86 182V181H85ZM96 182V181H95ZM140 182H142V181H140ZM145 182H147V180H145ZM145 182H142V183H145ZM186 182V181H185ZM14 183V182H13ZM19 183V182H18ZM21 183V182H20ZM46 183V182H45ZM57 183V182H56ZM65 183H64V185H65ZM72 183V182H71ZM88 183V182H87ZM99 183V182H98ZM103 183V182H102ZM124 183V182H123ZM172 183H173V181H172ZM189 183V182H188ZM201 183V182H200ZM212 183V182H211ZM1 184V183H0ZM9 184V183H8ZM26 184V183H25ZM27 184H28V182H27ZM47 184V183H46ZM94 184V183H93ZM120 184V183H119ZM140 184V183H139ZM146 184V183H145ZM156 184V183H155ZM171 184V183H170ZM169 184V185H170ZM177 184V183H176ZM187 184V183H186ZM190 184H191V181H190ZM24 185V184H23ZM44 185V184H43ZM54 185V184H53ZM64 185H62V186H64ZM87 185V184H86ZM97 185V184H96ZM102 185V184H101ZM129 185H130V183H129ZM158 185V184H157ZM178 185V184H177ZM176 185V186H177ZM184 185V184H183ZM196 185H198V187H199V185L200 184H196ZM210 185V184H209ZM214 185V184H213ZM224 185H227V184H224ZM240 185H242V183H240ZM18 186V185H17ZM42 186V185H41ZM49 185H47V187H48ZM57 186V185H56ZM55 186V187H56ZM60 186H61V184H60ZM66 186V185H65ZM80 186V185H79ZM82 186V185H81ZM103 186V185H102ZM101 186V187H102ZM132 186V185H131ZM137 186V185H136ZM139 186V185H138ZM149 186V185H148ZM215 186V185H214ZM243 186V185H242ZM261 186V185H260ZM3 187V186H2ZM12 187V186H11ZM38 187V186H37ZM67 187H68V185H67ZM73 187V186H72ZM74 187H76V186H74ZM106 187V186H105ZM114 187V186H113ZM145 187V186H144ZM154 187V186H153ZM170 187H171V185H170ZM183 187H185V186H183ZM228 187H229V189H228ZM27 188H28V185H27ZM138 188V187H137ZM140 188V187H139ZM181 188H182V186H181ZM186 189H187V186L185 187ZM250 188V187H249ZM260 188V187H259ZM82 189H83V187H82ZM90 189V188H89ZM92 189H93V187H92ZM145 189V188H144ZM178 189V188H177ZM11 190V189H10ZM64 190H66V189H64ZM105 190V189H104ZM128 190V189H127ZM137 190V189H136ZM141 190V189H140ZM182 190V189H181ZM3 191V190H2ZM74 191V190H73ZM78 191V190H77ZM88 191V190H87ZM92 191V190H91ZM96 191H98V190H96ZM103 191V190H102ZM126 191V190H125ZM164 191V190H163ZM259 191V190H258ZM5 192V191H4ZM67 192V191H66ZM80 192V191H79ZM88 192H90V190L88 191ZM93 192V191H92ZM99 192V191H98ZM148 192V191H147ZM160 192V191H159ZM169 192V191H168ZM172 192V191H171ZM170 192V193H171ZM175 192V191H174ZM185 192V191H184ZM212 192V191H211ZM10 193V192H9ZM68 193H70L69 191H68ZM105 193V192H104ZM126 193V192H125ZM140 193V192H139ZM166 193V192H165ZM177 193V192H176ZM182 192H180V194H181ZM3 194V193H2ZM5 194V193H4ZM79 194V193H78ZM89 194V193H88ZM147 194V193H146ZM164 194V193H163ZM169 194V193H168ZM172 194V193H171ZM179 194V195H180ZM184 194V193H183ZM195 194V193H194ZM200 194V193H199ZM87 195V194H86ZM170 195V194H169ZM177 195V194H176ZM185 195H186V193H185ZM202 195V194H201ZM206 195V194H205ZM209 195V194H208ZM62 196V195H61ZM157 196V195H156ZM164 196V195H163ZM195 196V195H194ZM207 196V195H206ZM74 197V196H73ZM78 197V196H77ZM76 197V198H77ZM96 197V196H95ZM94 197V198H95ZM142 197V196H141ZM161 197V196H160ZM176 197V196H175ZM209 197H210V195H209ZM69 198V197H68ZM93 198V197H92ZM91 198V199H92ZM171 198H173V196L171 197ZM183 199H184V197H182ZM193 198V197H192ZM203 198V197H202ZM113 199V198H112ZM173 199H175V198H173ZM172 199V200H173ZM177 199H179V198H177ZM177 199H175V200H177ZM185 199H187V198H185ZM190 199V198H189ZM194 199V198H193ZM200 199V198H199ZM2 200V199H1ZM61 200V199H60ZM75 200V199H74ZM83 200V199H82ZM97 200V199H96ZM171 200V199H170ZM201 200V199H200ZM204 200V199H203ZM221 200H223V199H221ZM220 200V201H221ZM14 201V200H13ZM64 201V200H63ZM146 201V200H145ZM165 201H167V200H165ZM164 201V202H165ZM189 201V200H188ZM196 201V200H195ZM194 201V202H195ZM225 201H226V199H225ZM224 201V202H225ZM11 202V201H10ZM179 202H181V201H179ZM196 202H198V201H196ZM200 202V201H199ZM216 202V201H215ZM119 203V202H118ZM139 203V202H138ZM137 203V204H138ZM155 203V202H154ZM201 203V202H200ZM236 203V202H235ZM13 204V203H12ZM69 204V203H68ZM171 204V203H170ZM183 204V203H182ZM193 204V203H192ZM195 204V203H194ZM197 204V203H196ZM217 204H219V203H217ZM221 204V203H220ZM14 205V204H13ZM84 205V204H83ZM140 205V204H139ZM147 205V204H146ZM145 205V206H146ZM159 205H161V204H159ZM180 205V204H179ZM206 205V204H205ZM223 205V204H222ZM231 205V204H230ZM2 206V205H1ZM15 206V205H14ZM18 206V205H17ZM16 206V207H17ZM78 206V205H77ZM87 206V205H86ZM90 206V205H89ZM98 206V205H97ZM178 206V205H177ZM192 206V205H191ZM207 206V205H206ZM3 208H5L4 206H2ZM88 207V206H87ZM101 207V206H100ZM105 207V206H104ZM132 207V206H131ZM147 207V206H146ZM154 207V206H153ZM162 207V206H161ZM169 207V206H168ZM181 207V206H180ZM199 207V206H198ZM198 207H196V208H198ZM209 207V206H208ZM260 207V208H261ZM73 208H75V207H73ZM83 208H84V206H83ZM144 208L145 207H142L141 209H143L144 210ZM149 208V207H148ZM164 208V207H163ZM183 208V207H182ZM200 208V207H199ZM0 209H1V207H0ZM133 209V208H132ZM146 209V208H145ZM161 209V208H160ZM171 209V207L169 208V210ZM189 209L190 208H188V211H189ZM192 209V208H191ZM212 209H213V207H212ZM234 209V208H233ZM264 209V208H263ZM16 210V209H15ZM80 210H81V208H80ZM79 210V211H80ZM89 210V209H88ZM104 210V209H103ZM124 210V209H123ZM148 210V209H147ZM176 210V209H175ZM201 211H202V209H200ZM199 210V211H200ZM215 210V209H214ZM240 210V209H239ZM83 211V210H82ZM101 211V210H100ZM134 211V210H133ZM141 211V210H140ZM150 211V210H149ZM148 211V212H149ZM171 211V210H170ZM212 211V210H211ZM130 212H131V210H130ZM151 212V211H150ZM169 212V211H168ZM179 212H181L180 210H179ZM214 212V211H213ZM221 212V211H220ZM4 213V212H3ZM18 213V212H17ZM81 213V212H80ZM106 212H104V214H105ZM140 213V212H139ZM157 213V212H156ZM166 213V216H167V212H165ZM202 213V212H201ZM74 214V213H73ZM145 214V213H144ZM150 214V213H149ZM153 214V213H152ZM170 214V213H169ZM193 214V213H192ZM198 214V213H197ZM1 215V214H0ZM17 215V214H16ZM96 215V214H95ZM133 215H136V214H133ZM132 215V216H133ZM139 215V214H138ZM143 215V214H142ZM208 215V214H207ZM211 215V214H210ZM212 215H213V213H212ZM7 216V215H6ZM12 216V215H11ZM29 216H31V215H29ZM84 216V215H83ZM137 216V215H136ZM145 216V215H144ZM147 216V215H146ZM161 216V215H160ZM165 216V217H166ZM192 216H194V215H192ZM2 217L3 218H5L4 217V215H2ZM17 217V216H16ZM20 217V216H19ZM76 217H77V215H76ZM79 217H80V215H79ZM93 217V216H92ZM140 217V216H139ZM148 217V216H147ZM207 217V216H206ZM30 218V217H29ZM28 218V219H29ZM94 218H98V216L97 217H94ZM93 218V219H94ZM102 218H104V217H102ZM123 218V217H122ZM141 218V217H140ZM142 218H144V217H142ZM156 218H158V217H156ZM159 218H161V217H159ZM167 218H169V217H167ZM190 218V217H189ZM189 218H188V220H189ZM200 218V217H199ZM198 218V219H199ZM235 218H236V215H235ZM263 219L262 220H264V216L262 217ZM6 219V218H5ZM49 219V218H48ZM58 219V218H57ZM82 219V218H81ZM154 219V218H153ZM175 219H177V218H175ZM174 219V220H175ZM196 219V218H195ZM212 219V218H211ZM245 219V218H244ZM9 220V219H8ZM8 220H6V221H8ZM19 220H20V218H19ZM25 220V219H24ZM73 220V219H72ZM96 220V219H95ZM150 220V219H149ZM173 220V219H172ZM178 220V219H177ZM191 220V219H190ZM14 221V220H13ZM30 221V220H29ZM93 221V220H92ZM105 221V220H104ZM108 221V220H107ZM136 221V220H135ZM147 221V220H146ZM145 221V222H146ZM155 221V220H154ZM160 221V220H159ZM163 221H164V219H163ZM194 221V220H193ZM200 221V220H199ZM244 221V220H243ZM256 221V220H255ZM10 222V221H9ZM23 222V221H22ZM48 222V221H47ZM81 222V221H80ZM87 222H89V221H87ZM87 222H85V223H87ZM106 222V221H105ZM111 222V221H110ZM161 222V221H160ZM172 222V221H171ZM174 222V221H173ZM176 222V221H175ZM242 222V221H241ZM1 223V222H0ZM5 223V222H4ZM24 223V222H23ZM82 223V222H81ZM84 223V224H85ZM101 223V222H100ZM104 223V222H103ZM102 223V224H103ZM151 223V222H150ZM156 223V222H155ZM205 223V222H204ZM207 223V222H206ZM227 223V222H226ZM8 224H10V223H8ZM109 224V223H108ZM118 224V223H117ZM147 224V223H146ZM13 225V224H12ZM26 225V224H25ZM29 225V224H28ZM91 225V224H90ZM100 225V224H99ZM110 225V224H109ZM108 225V226H109ZM148 225V224H147ZM187 225V224H186ZM192 225V224H191ZM197 225V224H196ZM210 225V224H209ZM212 225V224H211ZM227 225H228V223H227ZM241 225V224H240ZM92 226V225H91ZM102 226H104V225H102ZM113 226V225H112ZM133 226V225H132ZM157 226H158V224H157ZM167 226V225H166ZM172 226H173V224H172ZM181 226V225H180ZM192 226H195V225H192ZM203 226V225H202ZM31 227V226H30ZM29 227V228H30ZM38 227V226H37ZM82 227H83V225H82ZM86 227V226H85ZM94 227V226H93ZM101 227V226H100ZM107 227V226H106ZM111 227V226H110ZM115 227H116V223H115ZM114 227V228H115ZM119 227H120V225H119ZM164 227V226H163ZM177 227V226H176ZM189 227V226H188ZM191 227V226H190ZM214 227H215V225H214ZM225 227V226H224ZM234 227V226H233ZM257 227V226H256ZM5 228V227H4ZM15 228V227H14ZM26 228H27V226H26ZM32 228V227H31ZM81 228V227H80ZM79 228V229H80ZM84 228V227H83ZM82 228V229H83ZM88 228V227H87ZM86 228V229H87ZM114 228H112V229H114ZM148 228V227H147ZM166 228V227H165ZM186 228V227H185ZM184 228V229H185ZM192 228V227H191ZM210 228V227H209ZM218 228V227H217ZM243 228H244V226H243ZM19 229V228H18ZM17 229V230H18ZM78 229V230H79ZM85 229V228H84ZM122 230H123V228H121ZM160 229V228H159ZM225 229H227V228H225ZM1 230V229H0ZM7 230V229H6ZM16 230V231H17ZM26 230H28V229H26ZM72 230V229H71ZM70 230V231H71ZM104 230V229H103ZM102 230V231H103ZM106 230H107V228H106ZM151 230H152V228H151ZM169 230V229H168ZM178 230V229H177ZM176 230V231H177ZM188 230V229H187ZM10 231H12V230H10ZM21 231V230H20ZM80 231V230H79ZM89 231V230H88ZM87 231V232H88ZM93 231V230H92ZM101 231V230H100ZM105 231V230H104ZM109 231V230H108ZM107 231V232H108ZM115 231H116V229H115ZM114 231V232H115ZM126 231V230H125ZM128 231V230H127ZM156 231V230H155ZM229 231V230H228ZM232 231V230H231ZM250 231H252V230H250ZM14 232V231H13ZM12 232V233H13ZM29 232H30V230H29ZM106 232V233H107ZM118 232V231H117ZM120 232V231H119ZM124 232V231H123ZM190 232V231H189ZM197 232H199L198 230H197ZM203 232V231H202ZM212 233H213V229H212V231H211ZM242 232V231H241ZM7 233V232H6ZM18 233V232H17ZM32 233V232H31ZM90 233H91V231H90ZM99 233V232H98ZM105 233V232H104ZM156 233V232H155ZM165 233V232H164ZM182 233V232H181ZM204 233V232H203ZM230 233V232H229ZM11 233L9 232V235H10ZM20 234V233H19ZM38 234H39V232H38ZM92 234H93V232H92ZM97 234V233H96ZM100 234V233H99ZM114 234H116V233H114ZM140 234V233H139ZM157 234V233H156ZM161 234V233H160ZM196 234V233H195ZM198 234V233H197ZM217 234V233H216ZM220 234V233H219ZM3 235V234H2ZM7 235V234H6ZM11 235H13V234H11ZM21 235V234H20ZM19 235V236H20ZM25 235V234H24ZM23 235V236H24ZM37 235V234H36ZM113 235V234H112ZM123 235H125V234H123ZM127 235V234H126ZM168 235V234H167ZM170 235V234H169ZM16 236V235H15ZM50 236V235H49ZM52 237H53V235H51ZM50 236V237H51ZM109 236V235H108ZM107 236V237H108ZM156 236V235H155ZM212 236V235H211ZM261 236V235H260ZM22 237V236H21ZM46 237H48V236H46ZM120 237V236H119ZM127 237H129V235H127ZM165 237V236H164ZM264 237V236H263ZM16 238H17V236H16ZM24 238V237H23ZM27 238V237H26ZM31 238V237H30ZM43 238V237H42ZM54 238V237H53ZM100 238V237H99ZM140 238V237H139ZM144 238H145V236H144ZM153 238V237H152ZM151 238V239H152ZM158 238V237H157ZM175 238H177V237H175ZM187 238V237H186ZM232 238V237H231ZM234 238V237H233ZM46 239V238H45ZM51 239V238H50ZM55 239V238H54ZM126 239V238H125ZM164 239V238H163ZM179 239V238H178ZM183 239V238H182ZM188 239V238H187ZM197 239V238H196ZM221 239V238H220ZM31 240V239H30ZM33 240V239H32ZM35 240V239H34ZM47 240V239H46ZM119 240V239H118ZM140 240V239H139ZM143 240V239H142ZM154 240V239H153ZM170 240V239H169ZM168 240V241H169ZM184 240V239H183ZM186 240V239H185ZM203 240V239H202ZM21 241V240H20ZM49 241V240H48ZM66 241V240H65ZM68 241V240H67ZM78 241V240H77ZM108 241V240H107ZM124 241V240H123ZM141 241V240H140ZM144 241V240H143ZM157 241V240H156ZM168 241H166V242H168ZM178 241V240H177ZM26 242V241H25ZM27 242H29V241H27ZM37 242V241H36ZM125 242V241H124ZM128 242V241H127ZM148 242V241H147ZM146 242V243H147ZM152 242V241H151ZM160 241H158V243H159ZM165 242V243H166ZM189 242V241H188ZM225 242V241H224ZM230 242V241H229ZM235 242H237V241H235ZM30 243V242H29ZM87 243V242H86ZM90 243V242H89ZM98 243V242H97ZM145 243V244H146ZM157 243V244H158ZM164 243V242H163ZM177 243V242H176ZM241 243V242H240ZM251 243V242H250ZM27 244V243H26ZM114 244V243H113ZM150 244V243H149ZM156 244V243H155ZM172 244V243H171ZM185 244H186V246H184L183 248H184V250L181 252V253H178L177 254V258H178V260H179V262H180V264H191V262H185L184 260H182V257L184 256L185 257V259H186V257L187 256H189V255H194V253H193V249H192V244H187L186 242H185ZM200 244V243H199ZM205 244V243H204ZM206 244H207V246H209L210 244H211V240H209V243L208 242H206ZM205 244V245H206ZM232 244V243H231ZM22 245V244H21ZM20 245V246H21ZM38 245V244H37ZM41 245V244H40ZM45 245H46V243H45ZM124 245V244H123ZM160 245H162V244H160ZM159 245V246H160ZM163 245H165V244H163ZM169 245V244H168ZM180 245H182V244H180ZM184 245V244H183ZM202 245V244H201ZM24 246V245H23ZM22 246V247H23ZM43 246V245H42ZM47 246V245H46ZM53 246H55V245H53ZM57 246H58V244H57ZM130 246H132V245H130ZM142 246V245H141ZM174 246H176V245H174ZM28 247V246H27ZM152 246H150V248H151ZM157 247V246H156ZM182 247V246H181ZM194 247V246H193ZM197 247V246H196ZM196 247L194 248V249H196ZM216 247V246H215ZM221 247H223L224 249H225V244H220L216 249H214V248H212V250L211 251H214L215 253H214V255H219L220 256V254H221V252H223V250H222V248ZM229 247V246H228ZM234 247V246H233ZM239 247V246H238ZM259 247L261 248H263L264 247V245L261 243V245L259 244ZM46 248V247H45ZM55 248H57V247H55ZM61 248V247H60ZM115 248V247H114ZM133 248V247H132ZM146 248V247H145ZM201 248V247H200ZM204 248V247H203ZM245 248V247H244ZM252 248H255V246L254 247H252ZM116 249V248H115ZM120 249V248H119ZM129 249V248H128ZM158 249V248H157ZM156 249V250H157ZM163 249V248H162ZM176 249V248H175ZM227 249V248H226ZM237 249V248H236ZM239 249H241V248H239ZM257 249V248H256ZM255 249V250H256ZM49 250V249H48ZM52 250V249H51ZM57 250V249H56ZM141 250H143V249H141ZM145 250V249H144ZM151 250V249H150ZM167 250V249H166ZM172 250H174V249H172ZM177 250V249H176ZM179 250V249H178ZM261 250V249H260ZM259 250V251H260ZM29 251V250H28ZM34 251V250H33ZM50 251V250H49ZM116 251V250H115ZM139 251V250H138ZM148 251V250H147ZM154 251H155V249H154ZM157 251H159V249L157 250ZM204 251V250H203ZM249 251V250H248ZM254 251V250H253ZM23 252V251H22ZM35 252V251H34ZM58 252V251H57ZM175 252V251H174ZM228 252V251H227ZM226 252V253H227ZM233 252V251H232ZM235 252H237V251H235ZM263 252V251H262ZM26 253V252H25ZM38 253V252H37ZM60 253V252H59ZM77 253V252H76ZM133 253V252H132ZM146 254H147V252H145ZM165 253V252H164ZM197 253V252H196ZM205 252H200V257H205V254H204ZM210 253V252H209ZM207 254L206 256V258L208 259V260H211V261H213V262H215L214 260L216 259V258H213V257H211L210 256V254H212V253H210V254ZM244 253V252H243ZM41 254V253H40ZM44 254H46V253H44ZM135 255H136V253H134ZM228 254V253H227ZM233 254V253H232ZM242 254V253H241ZM17 255V254H16ZM38 255V254H37ZM48 255V254H47ZM59 255V254H58ZM124 255V254H123ZM155 255H156V252H155ZM164 255V254H163ZM167 255H168V253H167ZM172 255V254H171ZM41 256H42V254H41ZM113 256H114V254H113ZM119 256H121V255H119ZM126 256H128V255H126ZM138 256V255H137ZM170 256V255H169ZM168 256V257H169ZM237 256H240V255H237ZM254 256H255V254L254 253H250V252H248V254H247V257H245V260H242L245 264H252V263H254L252 260H255V258H254ZM259 256H260V254H259ZM39 257V256H38ZM44 257V256H43ZM42 257V258H43ZM52 257V256H51ZM130 257V256H129ZM155 257V256H154ZM158 257V256H157ZM163 257H165V256H162V258L161 259H163ZM0 258H1V255H0ZM25 258V257H24ZM33 258V257H32ZM45 259L47 258V257H44ZM49 258V257H48ZM47 258V259H48ZM121 259L123 258L122 256L120 257ZM125 258H128V257H125ZM140 258V257H139ZM219 258V257H218ZM258 258V257H257ZM260 258V257H259ZM26 259V258H25ZM50 259V258H49ZM77 259V258H76ZM101 259V258H100ZM119 259V258H118ZM120 259V260H121ZM201 259V258H200ZM0 260H2V259H0ZM9 260V259H8ZM44 260V259H43ZM124 260V259H123ZM127 260V259H126ZM129 260V259H128ZM130 260H131V258H130ZM138 260V259H137ZM152 260V259H151ZM165 260H166V257H165ZM27 260H25V262H26ZM35 261V260H34ZM50 261V260H49ZM55 261H56V259H55ZM115 261H117L118 262V260H115ZM122 261V260H121ZM220 261V260H219ZM2 262V261H1ZM24 262V261H23ZM44 262H45V260H44ZM54 262V261H53ZM120 262V261H119ZM142 262V261H141ZM161 262V261H160ZM194 262V261H193ZM232 262V261H231ZM239 262H240V260H239ZM3 263V262H2ZM9 263V262H8ZM40 263V262H39ZM46 263H47V261H46ZM50 263V262H49ZM64 263V262H63ZM120 263H122V262H120ZM126 263V262H125ZM147 263V262H146ZM145 263V264H146ZM156 263V262H155ZM163 263V262H162ZM168 263V262H167ZM171 263H172V261H171ZM209 263V262H208ZM225 263H227V261L225 262ZM6 264V263H5ZM26 264V263H25ZM157 264V263H156ZM174 264V263H173ZM178 264V263H177ZM194 264V263H193ZM197 264H202V262H200L199 260H197ZM206 264H207V262H206ZM215 264H216V262H215ZM240 264V263H239Z\"/></svg>", "mask_w": 264, "mask_h": 264}]
</instances>
